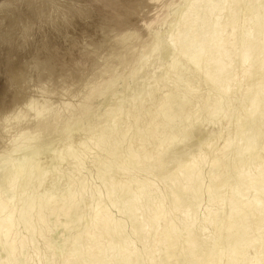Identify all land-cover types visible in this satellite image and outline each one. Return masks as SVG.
<instances>
[{
  "label": "clouds",
  "instance_id": "1",
  "mask_svg": "<svg viewBox=\"0 0 264 264\" xmlns=\"http://www.w3.org/2000/svg\"><path fill=\"white\" fill-rule=\"evenodd\" d=\"M165 3L0 0V264H264V0L198 5L258 29L246 81Z\"/></svg>",
  "mask_w": 264,
  "mask_h": 264
},
{
  "label": "bare ground",
  "instance_id": "2",
  "mask_svg": "<svg viewBox=\"0 0 264 264\" xmlns=\"http://www.w3.org/2000/svg\"><path fill=\"white\" fill-rule=\"evenodd\" d=\"M178 2L180 0H166L165 4L158 6L162 9L160 12L161 22H164L168 17L165 14L167 7L171 4L177 5ZM182 2H187L188 7H191V9L186 11L187 5L184 6V3L182 6L185 7V11H183V7H181L182 9L178 7L182 11L181 14L183 12L186 14L178 20L181 23V29L178 30L177 34L182 32L187 40L194 41L205 53H212L222 65L231 64L236 81H246L251 72L254 71L251 58L259 55L261 47V37L258 29L251 22L246 24L244 18L232 10L215 9L205 11L198 6L200 0H182ZM214 2H218V0H214ZM175 7L173 10H176ZM176 13L178 12L175 11ZM237 21H240V23L236 24ZM228 27H230V32H228ZM235 201V206L232 203L225 204L224 209H228V214H223L221 219L225 229L231 228L233 231L240 233V228H244L241 227L240 223L248 220L249 216L252 215V208H258L261 203L258 189L252 191L240 189L235 196ZM250 201H254V203L246 207ZM208 214L209 225L214 227L218 217L215 212ZM246 242L253 249L258 246L249 237ZM222 257L220 256L218 259ZM254 257L258 258L256 251H254Z\"/></svg>",
  "mask_w": 264,
  "mask_h": 264
},
{
  "label": "rangeland",
  "instance_id": "3",
  "mask_svg": "<svg viewBox=\"0 0 264 264\" xmlns=\"http://www.w3.org/2000/svg\"><path fill=\"white\" fill-rule=\"evenodd\" d=\"M184 1V0H183ZM185 1H187V0H185ZM184 3V4H183ZM180 4V5H179ZM182 4L184 5V6H186L187 5V2H182V0H180V2H178V4L177 5H173V4H171V5H169V7H167V10H166V12H168V13H166L165 12V14H166V16H168V17H166V20L164 21V22H167L168 24H175V25H177V28H178V30L179 29H181V23L178 21L179 20V18L180 17H182L184 14H186L185 12H183V14H181L182 13V11L181 10H179V8L180 9H182L181 7H183L182 6ZM158 6H160V5H157V8H159ZM176 6V7H175ZM189 6V4L186 6L187 7V10L186 11H189L190 9H191V7H188ZM174 7H175V9L176 10H173L174 9ZM179 7V8H178ZM177 8H178V10H177ZM184 9H183V11H185V7H183ZM189 9V10H188ZM172 11V12H171ZM174 11V12H173ZM175 11H177L178 13H176L175 14ZM168 14H170V15H168ZM178 21V22H177ZM172 22V23H171ZM178 23V24H177ZM238 23H240V21H237V23L236 24H238ZM179 25V26H178ZM228 29H229V31L228 32H230V27H228ZM213 213L215 212V210H213L212 211ZM211 213V212H210ZM228 214V209H224V215H227ZM208 217H209V214H208ZM250 217H251V219H250ZM253 223H254V219H253V214L251 215V216H249V219L248 220H245V221H242L240 224H241V227H244V228H240V233H247V232H249L250 230H251V227H252V225H253ZM209 227H210V229L213 227V226H211V225H209ZM243 229V230H242ZM246 229H247V231H246ZM250 238V237H249ZM244 243H247L246 242V240L244 241ZM256 248H258V246H256ZM253 250V248L251 247V248H249L248 249V253H247V256H248V258H252V257H254V250ZM231 255V258L232 259H241L242 257H241V255H240V253H239V251L237 250V251H234L233 253H231L230 254ZM238 256H240V257H238ZM222 257V256H221ZM228 255H224L220 260L221 261H223L224 259H228Z\"/></svg>",
  "mask_w": 264,
  "mask_h": 264
}]
</instances>
